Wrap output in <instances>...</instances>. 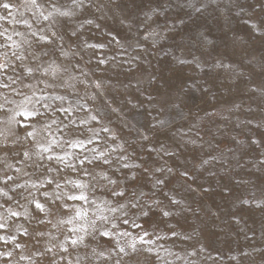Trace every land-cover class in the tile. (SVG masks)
Masks as SVG:
<instances>
[{
    "label": "rangeland",
    "instance_id": "obj_1",
    "mask_svg": "<svg viewBox=\"0 0 264 264\" xmlns=\"http://www.w3.org/2000/svg\"><path fill=\"white\" fill-rule=\"evenodd\" d=\"M4 3L0 264H264V0Z\"/></svg>",
    "mask_w": 264,
    "mask_h": 264
},
{
    "label": "snow or ice",
    "instance_id": "obj_2",
    "mask_svg": "<svg viewBox=\"0 0 264 264\" xmlns=\"http://www.w3.org/2000/svg\"><path fill=\"white\" fill-rule=\"evenodd\" d=\"M33 3H35V0H33ZM0 6H2L4 9H9L10 8V5L8 3H4V4L0 5ZM3 67H4L3 65H0V68H3ZM29 72L31 73V69H29ZM0 87H8V85L7 84H0ZM17 115L23 117L26 120H32V119L35 118L34 117V114L32 112H27L26 110L18 111ZM12 119L15 120V115L12 117ZM16 122L19 123L21 127H26V128H29L30 129L29 131H27L25 133V135L27 137H34L35 136V130H34L33 125L31 123L24 124L21 121H16ZM25 155H27V153H25ZM69 198L70 199H81V200L86 199V197L83 196V195H81V196H71ZM35 207L37 209L43 211V206L40 203L37 202L36 205H35ZM13 215H15V213H13ZM0 227H2V226H0ZM101 235H107V233H101ZM76 242L77 241H75V240L72 241L73 244H75ZM134 251H135V247L133 246V252ZM119 252L120 253H125V249L124 248H120L119 249Z\"/></svg>",
    "mask_w": 264,
    "mask_h": 264
}]
</instances>
